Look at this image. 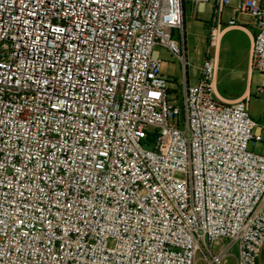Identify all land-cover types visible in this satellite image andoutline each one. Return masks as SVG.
<instances>
[{"label": "built area", "instance_id": "2783aa9c", "mask_svg": "<svg viewBox=\"0 0 264 264\" xmlns=\"http://www.w3.org/2000/svg\"><path fill=\"white\" fill-rule=\"evenodd\" d=\"M194 1L217 26L234 3ZM185 4L0 0V264L257 263L264 127L250 96L218 98L211 48L191 84ZM239 14L264 73V0L228 26ZM159 48L185 68L182 102Z\"/></svg>", "mask_w": 264, "mask_h": 264}, {"label": "rangeland", "instance_id": "374dc122", "mask_svg": "<svg viewBox=\"0 0 264 264\" xmlns=\"http://www.w3.org/2000/svg\"><path fill=\"white\" fill-rule=\"evenodd\" d=\"M208 12L205 15L197 13L196 4L192 0H186V36L188 34V60L187 67L188 76L191 84L197 82L198 75H200V68L204 64L206 53L208 50V40L201 37V33L197 29V24H202L206 28V21L209 16L211 3L208 4ZM206 18V19H205ZM175 39L181 42L180 34H174ZM161 49V48H160ZM165 49V48H162ZM228 41L223 43L220 59L217 63L218 73V88L222 93H239L244 91L249 85H252V106L249 111L253 119L259 121V125L264 123V94L260 93L259 86L262 84L263 75L261 71L255 69L252 73L250 71V62L245 53L228 54ZM215 50L212 48V53ZM212 56V55H211ZM164 54H161L163 60L162 71L169 78L170 85L176 89V93H182L185 68L181 62L176 60L175 63L171 60H166ZM175 58V57H174ZM176 59V58H175ZM254 149L260 153H264V143L253 146Z\"/></svg>", "mask_w": 264, "mask_h": 264}, {"label": "crops", "instance_id": "0c3cea01", "mask_svg": "<svg viewBox=\"0 0 264 264\" xmlns=\"http://www.w3.org/2000/svg\"><path fill=\"white\" fill-rule=\"evenodd\" d=\"M195 4L196 2L194 0H192ZM238 0H234V3L231 6H228L224 9L223 11V15H222V24L220 26H217L216 24H214L213 21V17H214V2H211V7L209 10V16L208 19L206 21V28H204V26L202 24H197V29L202 32L201 33V37L202 38H206L208 40V50L209 48H211V55L215 58L216 62L218 63V60L220 59V55L222 52V47H223V43L225 41H228V54L230 55L232 52L235 53L236 55L238 53H246L248 56V60L250 62V71L251 73L255 70L252 66V62H253V42H254V38H255V34L257 31V28L255 26L254 20L252 18V16H250L249 14H239L238 16V25L237 26H228L229 24V20L233 17L234 15V5L237 3ZM209 4V3H208ZM208 4H206L205 6H202L201 9H199L198 5L196 4V10L198 15L202 14L205 15L208 12ZM186 11V9H185ZM206 19V18H205ZM214 28H217V39H216V44L214 46L211 45V41H212V31L214 30ZM177 32V30H174V34ZM179 34V31H178ZM185 48H186V56H188L189 54V49H188V34L186 36V32H185ZM212 48H214L215 52L214 54L212 53ZM160 55L164 54V58L165 61L171 60V62L175 63L176 60H178L179 62H181L177 57L173 56L169 50L167 49H158ZM208 50L206 53V56L208 54ZM232 53V54H233ZM176 59H175V58ZM187 61L188 57H187ZM182 63V62H181ZM219 65V63H218ZM201 70V68H200ZM163 73V71H162ZM200 73V72H199ZM263 75V79H262V84L259 86V91L260 93L264 94L263 90L264 88V73L261 72ZM164 74V73H163ZM165 75V74H164ZM166 76V75H165ZM198 80L197 82L193 83L196 84L199 81L200 75H198ZM176 89H174L173 86H171V97L172 99L182 102L183 101V92L182 93H176L175 92ZM216 92H217V96L221 101L224 102H235L241 98L250 96V101H249V107L252 106L251 103V97L253 95L252 93V85H249L244 91L239 92V93H222L219 88H218V73L216 75ZM257 121V120H256ZM259 122V121H257ZM259 124V123H258ZM260 126L264 127V123L260 122Z\"/></svg>", "mask_w": 264, "mask_h": 264}, {"label": "water", "instance_id": "95a60500", "mask_svg": "<svg viewBox=\"0 0 264 264\" xmlns=\"http://www.w3.org/2000/svg\"><path fill=\"white\" fill-rule=\"evenodd\" d=\"M258 260L261 264H264V248L261 250Z\"/></svg>", "mask_w": 264, "mask_h": 264}, {"label": "trees", "instance_id": "16d2710c", "mask_svg": "<svg viewBox=\"0 0 264 264\" xmlns=\"http://www.w3.org/2000/svg\"><path fill=\"white\" fill-rule=\"evenodd\" d=\"M148 141H149L148 144L149 145H152V143L154 142V136L149 137V140ZM256 264H261V263L259 262V260H257V263Z\"/></svg>", "mask_w": 264, "mask_h": 264}]
</instances>
